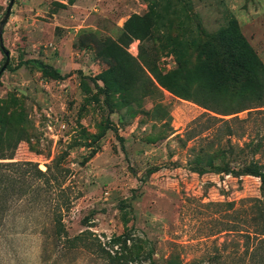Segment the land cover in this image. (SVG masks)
<instances>
[{
  "label": "rangeland",
  "instance_id": "rangeland-1",
  "mask_svg": "<svg viewBox=\"0 0 264 264\" xmlns=\"http://www.w3.org/2000/svg\"><path fill=\"white\" fill-rule=\"evenodd\" d=\"M9 2L0 0V21ZM133 17L137 37L124 46ZM231 17L264 65V0H14L2 34L9 63L0 77V156L41 171L51 167L53 204L70 238L91 235L104 243L121 234L124 201L132 206L128 226L151 242L159 264H253L244 229L242 235L218 231L234 221L220 204L234 201L239 208L240 200L261 197L259 180L198 174L189 162L200 147L213 153L226 140L212 139L219 123L196 136L202 115L246 119L251 111L246 122L231 124L230 143L242 146L257 130L264 135V107L219 116L171 94L149 73L164 75L185 60L190 77L203 56L221 58L207 37ZM94 40L100 48L115 43L129 56L123 61L129 92L98 89L107 67ZM5 60L0 49V69ZM27 60L42 61L65 79L22 65ZM230 163L238 169L241 159ZM48 211L49 204L29 202L11 208L0 229V264H101L84 248L87 241H57Z\"/></svg>",
  "mask_w": 264,
  "mask_h": 264
},
{
  "label": "trees",
  "instance_id": "trees-1",
  "mask_svg": "<svg viewBox=\"0 0 264 264\" xmlns=\"http://www.w3.org/2000/svg\"><path fill=\"white\" fill-rule=\"evenodd\" d=\"M135 19L136 17L131 18L125 25V32L122 34L124 46L137 37V30L132 29ZM207 41L213 42L221 49V58H218L215 53L203 56L200 69L195 70L190 77L186 75L185 60H178L176 69L164 75L155 68H150L149 73L159 86L171 94L193 101L213 114L233 116L246 110L262 111L259 109L264 107V65L242 35L237 21L233 17L229 18L220 30L207 37ZM101 44L97 40L92 42L107 67L101 79L104 88L96 84L98 89L104 93H107V88H110L113 93L126 92L125 90L129 92L132 77L126 69L127 65L123 66L124 59L129 56L125 52L121 54L115 43H107L103 48H100ZM204 48L205 45L199 46L200 55H203ZM33 63L39 71L50 75L54 80L65 79V76L56 69L39 60H27L22 62V65L28 66ZM212 68L219 70L220 73L213 71ZM250 115L251 111L248 112L246 119L234 116L230 120L216 118L209 114L202 115L201 118L205 120L203 124H200L196 136L210 129L209 125L219 123L212 139L218 141L226 138V140L223 146L213 153L207 152L204 146L200 147L189 164L193 172L198 174L213 172L235 178L250 176L259 180L261 197L242 199L239 201L241 206L239 208L234 201L220 204L226 207L227 213L234 221L232 224H225L226 226L220 228L218 233H241V229H244L242 233L246 239L245 254L248 255V261L253 264H264L263 131L257 130L255 135L250 136L242 146L230 143L231 138L236 137L231 124L246 122ZM205 123L208 124L205 125ZM113 131L116 133L115 130ZM207 138L204 136L199 138V141ZM231 157V161L241 159L238 169L231 167V161H225ZM12 160L11 157L0 156V229L4 225L5 216L15 204L22 202L33 205L35 203L49 204L48 213H51L49 222L55 230L56 240L63 246L87 241L84 248L95 258V261L101 264H159L151 242L135 234L134 225L128 226L127 215L132 211L130 203L122 201L119 205L124 226L121 234L112 235L104 243L91 235L70 238L61 222L60 207H57V203L53 204L55 200L52 196L54 193L52 179L55 177L51 173V167L47 166L46 171H41L36 163ZM44 188H48L45 195ZM241 218H244V228L240 224Z\"/></svg>",
  "mask_w": 264,
  "mask_h": 264
},
{
  "label": "water",
  "instance_id": "water-1",
  "mask_svg": "<svg viewBox=\"0 0 264 264\" xmlns=\"http://www.w3.org/2000/svg\"><path fill=\"white\" fill-rule=\"evenodd\" d=\"M14 0H10L7 10L4 14L3 19L0 21V49L2 50V52L4 53V56L6 58L5 63L3 64L2 68L0 69V77L2 75V73L5 71L8 63H9V54L8 52L4 49L3 47V42H2V34H3V29L5 24L7 23V20L10 16V12H11V7L13 6Z\"/></svg>",
  "mask_w": 264,
  "mask_h": 264
}]
</instances>
